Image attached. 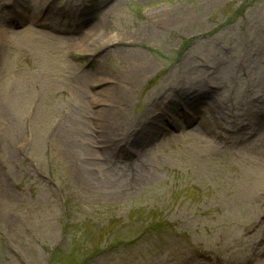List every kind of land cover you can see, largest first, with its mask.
I'll use <instances>...</instances> for the list:
<instances>
[{
    "label": "rangeland",
    "instance_id": "1",
    "mask_svg": "<svg viewBox=\"0 0 264 264\" xmlns=\"http://www.w3.org/2000/svg\"><path fill=\"white\" fill-rule=\"evenodd\" d=\"M0 25V264L259 263L264 0H0ZM188 86L211 95L180 110ZM149 114L166 130L133 156Z\"/></svg>",
    "mask_w": 264,
    "mask_h": 264
},
{
    "label": "bare ground",
    "instance_id": "2",
    "mask_svg": "<svg viewBox=\"0 0 264 264\" xmlns=\"http://www.w3.org/2000/svg\"><path fill=\"white\" fill-rule=\"evenodd\" d=\"M48 19H47V18ZM45 20H51L54 21V18L50 15H47ZM73 19V18H72ZM74 20V19H73ZM44 23V22H42ZM4 27L0 25V49L4 42L2 39L4 34ZM98 45L110 43L112 41H116L115 38H111L106 35H102L98 38ZM147 63L140 61V60H134L131 68V75L127 81L128 85L127 87L122 88H116L114 87L113 90V99L108 104V106L100 107L97 112H94L95 116L97 115V119L100 122V125L94 129L96 134V140L98 141L97 144L101 147L100 151L97 152L99 155L102 153V155L108 154L112 151H114L118 146L115 144V141L111 137L112 135H117L118 133L114 131L113 124L118 121L119 118L122 117L124 108L121 106H125L127 99H128V92L135 87L136 83L140 79V77L148 70ZM208 91H205L201 88L194 87H180L176 92L178 93L175 95L174 98L177 99V101H173V105H176L177 102H180V110H182V107H185V109L191 105L194 104V102H204L207 101L208 98H210L211 93ZM156 104V101L153 103V105ZM170 104V100L168 102ZM187 106V107H186ZM179 109L175 110L178 111ZM149 114L144 121L141 123L139 127H136L134 129V132H130L128 134L123 135L124 141L127 142V146L123 150H126L127 153L133 154V150L137 148V144L140 145L144 141H146L148 138H151L155 133L159 131L166 130V127L164 124L160 125V119L158 118V114ZM152 116V117H151ZM94 117V115H93ZM95 126V125H94ZM257 133L260 131V126H258L256 129ZM185 132L195 134L194 132H191L190 130H186ZM112 150V151H111ZM122 150V149H120ZM117 152V151H114ZM264 158V157H263ZM258 264H264V248L262 251V255L260 258V261Z\"/></svg>",
    "mask_w": 264,
    "mask_h": 264
}]
</instances>
